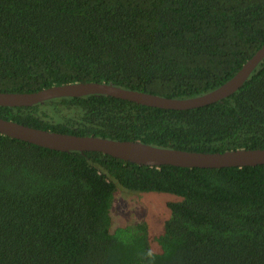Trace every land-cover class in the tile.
<instances>
[{"label": "trees", "instance_id": "obj_1", "mask_svg": "<svg viewBox=\"0 0 264 264\" xmlns=\"http://www.w3.org/2000/svg\"><path fill=\"white\" fill-rule=\"evenodd\" d=\"M264 44V0H0V92L105 82L168 98L221 85ZM43 130L197 152L264 148V57L238 90L185 110L103 94L0 106ZM121 191L168 215L113 229ZM0 264H264V164L137 165L0 134Z\"/></svg>", "mask_w": 264, "mask_h": 264}, {"label": "water", "instance_id": "obj_2", "mask_svg": "<svg viewBox=\"0 0 264 264\" xmlns=\"http://www.w3.org/2000/svg\"><path fill=\"white\" fill-rule=\"evenodd\" d=\"M264 57V44L228 80L206 93L188 98H168L105 82H73L33 92H0V106L20 107L59 97L103 94L150 107L185 110L223 99L240 88ZM0 134L58 151H97L137 165L159 167L222 168L264 164V148H237L224 152H197L155 146L140 141L115 140L43 130L0 118Z\"/></svg>", "mask_w": 264, "mask_h": 264}, {"label": "rangeland", "instance_id": "obj_3", "mask_svg": "<svg viewBox=\"0 0 264 264\" xmlns=\"http://www.w3.org/2000/svg\"><path fill=\"white\" fill-rule=\"evenodd\" d=\"M115 195L112 203V227L123 226L136 221H145L150 229V239L161 228L167 217L166 202L169 199L161 193H135L121 191Z\"/></svg>", "mask_w": 264, "mask_h": 264}]
</instances>
